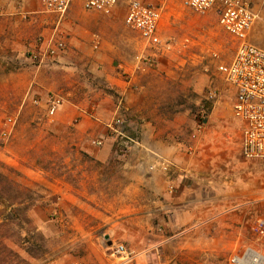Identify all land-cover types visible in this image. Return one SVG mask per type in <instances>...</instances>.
Listing matches in <instances>:
<instances>
[{
	"label": "rangeland",
	"instance_id": "rangeland-1",
	"mask_svg": "<svg viewBox=\"0 0 264 264\" xmlns=\"http://www.w3.org/2000/svg\"><path fill=\"white\" fill-rule=\"evenodd\" d=\"M144 1L158 5L156 0ZM252 4L258 18L250 31V41L264 48V0H252ZM161 6L159 36L163 43L169 42L170 47H161V51L151 57L149 62L138 64L134 59L143 49V42L134 31L123 29L121 20L127 9L124 2L117 5L113 15H103L106 20H116L115 26L120 31L118 34L124 41L118 44H103L101 47L99 44H91L92 51L98 53V58L103 61L104 66L116 63L114 59L121 62L124 60L115 57L117 51L125 55V61L130 66L135 65L134 69L140 78L139 84L145 89L140 93L141 97L133 99L134 103L145 104L150 110L153 104L157 106V112L168 120V123L162 124V129L173 142L180 144L181 152L185 156L193 152V144L205 128L211 136L216 137L219 150L215 153L210 149L208 153L214 152V156L218 154V157H214V161L203 162V166L212 170L207 176L215 187L210 195L225 198L220 210L226 214L224 213V221L223 216H220L216 222L221 229L219 236L217 233V236H212L204 229L203 236L192 240L198 248L189 250L185 247L188 238L181 233L179 227L172 232L165 231L167 221L163 220L161 213L159 218L154 219L153 232L147 238L156 243L147 251L149 253L144 259L151 264H230V257L241 254L246 247H251L264 256V234H258L256 229L258 220H264V161L246 160L240 154L238 124L236 120L233 121L230 110L233 91L216 70L217 65L230 61L235 43L218 27L212 14H194L187 10L180 0H162ZM19 17L18 14L12 15V19L17 22L31 20L29 16H26V19ZM63 19L56 26L57 20L48 18L42 32L34 31L33 27L28 26L26 36L44 39L53 36L63 40L65 49L58 52H62L61 55L69 52V49L79 54L90 52L88 46L76 49L70 44L71 24ZM185 39L188 41L185 42ZM32 50L34 49L26 50V54ZM95 62L101 65L100 61ZM75 63L78 66V61H71L69 64L74 67ZM6 69L9 70L10 67ZM210 92H215L216 96L210 98ZM10 100L9 94L0 92V163L17 171L22 167L33 171L43 169L46 173L44 176L49 179L61 175L69 176L75 181L78 190L82 189L78 183L84 176L68 173V167H81L88 171L111 168L108 174H101L102 178L99 177L97 183L92 181L94 185H90L87 190L97 194L96 202H91L90 206L106 217L113 214L114 211L105 208L100 201L107 202L110 197L121 191L124 183L119 172L121 158L134 148L124 156H117L112 145L111 156L105 163L91 162L87 158L77 156L71 149V141H67L59 152L52 149V144L37 142L41 132L45 128L48 130L47 124L50 125L43 107L35 105L39 108L37 110L32 105L29 108L24 105L19 109ZM219 107L223 110L219 118H216L214 112ZM16 114L12 132L3 140L1 134L6 128L5 121ZM131 120H134V117ZM136 122L127 123L125 132L138 142L142 140L147 128ZM199 122L204 126L198 134L195 126ZM194 133L196 136L193 138ZM8 146L10 148H7ZM21 182L35 190L41 200L47 203L44 207L32 209L29 216L47 242L48 249L44 255L33 259L21 249L12 247L23 258V264H113L114 260L108 256L107 248L112 243H122L132 252L133 257L125 264H135L140 254L145 255L142 254L143 251L138 250L137 236L125 238L118 236L119 234L111 235L105 232L108 225L101 227L102 221L89 213L82 203L58 201L57 195L51 190L27 180L24 176ZM123 205L124 201L112 205L121 216L117 221L126 218L124 211H119ZM228 213L233 215L232 230L223 225L227 222ZM98 247L99 250H104L102 255H97L95 249Z\"/></svg>",
	"mask_w": 264,
	"mask_h": 264
},
{
	"label": "crops",
	"instance_id": "crops-1",
	"mask_svg": "<svg viewBox=\"0 0 264 264\" xmlns=\"http://www.w3.org/2000/svg\"><path fill=\"white\" fill-rule=\"evenodd\" d=\"M13 14H18L20 19L29 16L31 20L19 23L12 19ZM48 18L57 20L56 26L61 21L52 14L42 12L38 0H0V92L9 94L10 102L19 109L24 105L36 108L33 100L42 99L48 93L59 94L64 100L53 123L47 124L48 130L45 128L41 132L37 142L52 144V149L60 152L63 145L71 141V149L77 156L105 163L111 156L113 145L108 125L116 116H120L125 125L137 121L147 130L138 145L121 158L119 172L124 181L121 191L107 202L100 201L105 208L114 211L110 216L106 217L90 206L91 202H96L97 194L87 188L94 185L92 181L97 183L101 174H108L111 168L88 171L81 167H68V173L84 176L77 182L81 190L69 176L49 179L44 176L43 169L33 171L22 167L19 169L22 175L51 190L58 201L85 205L89 213L102 221L101 227L108 225L105 232L125 238L137 236L138 250L145 255L140 254L135 264H151L144 258L156 242L147 238L153 232L154 219L159 218L161 213L163 220L167 221L165 231L172 232L179 227L188 238L185 247L189 250L198 248L192 240L203 236L204 229L212 236H217L216 233L219 236L221 229L216 222L220 216H223L222 221L225 219V211L220 210L225 198L211 197L215 187L207 176L212 170L203 166V162L214 161V157H218V154L214 156V152L208 153L210 149L218 152L216 137L205 128L194 142L193 152L185 156L180 144L173 142L162 129V124L168 123V120L157 112V106L153 104L150 110L145 104L134 103L133 99L141 97L140 93L145 89L139 84L135 65L130 66L125 61V55L117 51L115 57L124 60L114 59L116 63L104 66L98 53L92 51L91 44L101 47L124 41L118 34L116 20L109 21L101 14L85 12L77 3L70 6L63 20L71 24L70 44L76 49L88 46L91 51L79 54L69 49L62 55L61 52L53 58H46L43 63H32L26 53L35 48L39 37L26 36V30L31 26L34 31L42 32ZM121 21L123 29L128 31L123 17ZM71 61H78V66L76 63L71 66ZM95 61H100L101 65ZM7 67L10 69L7 70ZM104 88L112 90L115 97L106 93ZM36 109L39 110L38 107ZM221 110L222 107L217 108L214 117L219 118ZM132 117L134 120H131ZM96 139L102 141L100 146L90 143ZM161 161L170 164L168 171L158 167ZM150 166L154 167L150 169ZM121 201L124 205L119 211H124L126 218L117 221L121 216L113 206ZM227 215V222L223 225L232 230L233 215ZM95 250L97 255H102L104 251L99 247Z\"/></svg>",
	"mask_w": 264,
	"mask_h": 264
},
{
	"label": "built area",
	"instance_id": "built-area-1",
	"mask_svg": "<svg viewBox=\"0 0 264 264\" xmlns=\"http://www.w3.org/2000/svg\"><path fill=\"white\" fill-rule=\"evenodd\" d=\"M44 13L63 19L71 5L77 3L83 11L105 16L113 15L118 4L124 2L126 11L124 25L134 31L143 42V49L135 55L138 64L147 63L151 57L161 51V47H170L169 42H162L159 36L162 0L154 5L144 0H38ZM183 6L194 14H212L218 27L235 43V50L228 63L217 65L216 70L223 76L225 83L233 91L230 105L232 118L239 129V151L242 157L250 161H264V48L250 41V31L258 18L252 0H180ZM188 39H185L187 42ZM34 50L27 57L34 64L43 63L46 58H53L65 49V43L53 36L36 40ZM39 46V47H37ZM216 96L210 92V98ZM64 100L61 95L48 93L42 99L33 100L34 105L42 106L49 123H53L56 113ZM17 114L8 117L2 138L6 140L16 123ZM203 124L197 123L196 133H201ZM110 137L117 156L129 153L138 142L125 132V123L116 116L108 125ZM194 133L192 137L194 138ZM94 146H100V139L91 140ZM158 167L168 171L170 164L159 162ZM150 166L149 168H153ZM258 234H264V220L257 222ZM108 256L113 264H125L131 260L132 252L122 243H112L108 247ZM230 264H264V256L257 250L246 247L241 254L232 255Z\"/></svg>",
	"mask_w": 264,
	"mask_h": 264
},
{
	"label": "trees",
	"instance_id": "trees-1",
	"mask_svg": "<svg viewBox=\"0 0 264 264\" xmlns=\"http://www.w3.org/2000/svg\"><path fill=\"white\" fill-rule=\"evenodd\" d=\"M105 92L115 94L109 88ZM23 175L0 163V264H23L24 260L12 249L24 251L36 259L48 249L47 242L33 224L29 212L47 205L39 194L22 182Z\"/></svg>",
	"mask_w": 264,
	"mask_h": 264
}]
</instances>
